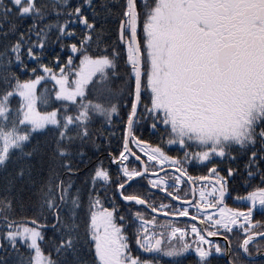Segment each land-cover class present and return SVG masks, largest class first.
I'll return each instance as SVG.
<instances>
[{"label":"snow or ice","instance_id":"6c2138e0","mask_svg":"<svg viewBox=\"0 0 264 264\" xmlns=\"http://www.w3.org/2000/svg\"><path fill=\"white\" fill-rule=\"evenodd\" d=\"M256 253L264 0H0V264Z\"/></svg>","mask_w":264,"mask_h":264},{"label":"flooded vegetation","instance_id":"af4514ba","mask_svg":"<svg viewBox=\"0 0 264 264\" xmlns=\"http://www.w3.org/2000/svg\"><path fill=\"white\" fill-rule=\"evenodd\" d=\"M164 171L165 172H168L169 170L167 169V168H165L164 169ZM191 171V170H190ZM192 174L193 175H197V174H202V173H200V172H197V171H193L192 172ZM230 181V180H229ZM201 186H203V185H201ZM230 188V187H229ZM184 191V189L183 188H181V192H183ZM189 195H191V191L189 190V193H188ZM163 196V194H159V195H157L156 197H154V199H155V201L157 202V203H160V201H161V197ZM226 200H225V203L227 204V205H232V206H240L241 205V202H240V200H236L235 199V196H233V195H228L227 193H226ZM192 203V201L190 202V204ZM160 214H163V213H160ZM165 219H170L169 217H167V218H165V217H163V216H161V215H159V220H157V223H159V221L160 220H165ZM171 219H174L175 221H177L179 224H180V226H184V224H185V222H188V223H191L192 221H191V219H179V218H171ZM187 220V221H186ZM197 223H199L198 221H197ZM232 236L233 237H235V233H233L232 234ZM216 239H219V237H217ZM233 243H234V241H233ZM257 255H260V258H264V253H256ZM259 258V259H260ZM258 260V259H257Z\"/></svg>","mask_w":264,"mask_h":264},{"label":"trees","instance_id":"16d2710c","mask_svg":"<svg viewBox=\"0 0 264 264\" xmlns=\"http://www.w3.org/2000/svg\"><path fill=\"white\" fill-rule=\"evenodd\" d=\"M41 87H43V85H41ZM49 87H50V85H49ZM139 131H140V129H137V132H139ZM119 140H120V134L118 133L117 136L112 138L111 148H116ZM105 150H107V149L102 147V151H105ZM229 187H230V189H234V191L232 193L233 196H243L244 193L248 190L247 188H234L233 182L231 180L229 181ZM254 219H257V220L261 219V209L255 210ZM233 241H234V244L237 242V234L236 233H235V237H233ZM257 243H260V241L257 240ZM245 260H247V259H245ZM253 261L255 262V264H261V262L264 261V258H260L258 260H253Z\"/></svg>","mask_w":264,"mask_h":264},{"label":"water","instance_id":"95a60500","mask_svg":"<svg viewBox=\"0 0 264 264\" xmlns=\"http://www.w3.org/2000/svg\"><path fill=\"white\" fill-rule=\"evenodd\" d=\"M191 201H189V203H190ZM158 215H161V216H163V217H166V216H164L163 214H158ZM177 218H179V217H177ZM179 219H191L190 217H185V218H179ZM245 259H247V260H257V259H259L260 258V255H257V254H255L254 256H252V257H244Z\"/></svg>","mask_w":264,"mask_h":264},{"label":"rangeland","instance_id":"374dc122","mask_svg":"<svg viewBox=\"0 0 264 264\" xmlns=\"http://www.w3.org/2000/svg\"><path fill=\"white\" fill-rule=\"evenodd\" d=\"M241 205L240 206H232V205H228V207L230 208H242V207H247V203L246 201L240 200ZM255 210H260L259 206H257V208ZM254 210V211H255Z\"/></svg>","mask_w":264,"mask_h":264}]
</instances>
